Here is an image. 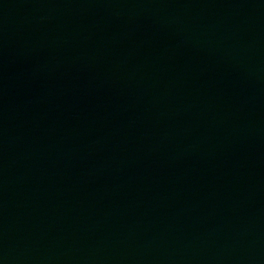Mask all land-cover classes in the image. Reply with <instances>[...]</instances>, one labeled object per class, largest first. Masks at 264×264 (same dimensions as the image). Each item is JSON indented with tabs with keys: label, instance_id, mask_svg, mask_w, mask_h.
Here are the masks:
<instances>
[{
	"label": "water",
	"instance_id": "95a60500",
	"mask_svg": "<svg viewBox=\"0 0 264 264\" xmlns=\"http://www.w3.org/2000/svg\"><path fill=\"white\" fill-rule=\"evenodd\" d=\"M0 264H264V0H0Z\"/></svg>",
	"mask_w": 264,
	"mask_h": 264
}]
</instances>
